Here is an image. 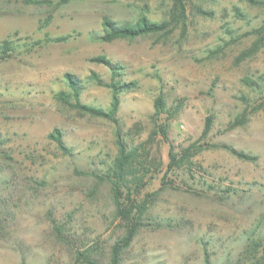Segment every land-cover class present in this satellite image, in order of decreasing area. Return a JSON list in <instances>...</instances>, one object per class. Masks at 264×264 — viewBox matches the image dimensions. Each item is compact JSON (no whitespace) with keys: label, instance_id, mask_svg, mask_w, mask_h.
Instances as JSON below:
<instances>
[{"label":"rangeland","instance_id":"obj_1","mask_svg":"<svg viewBox=\"0 0 264 264\" xmlns=\"http://www.w3.org/2000/svg\"><path fill=\"white\" fill-rule=\"evenodd\" d=\"M104 16L166 25L103 41ZM111 83L117 122L85 109ZM116 130L154 193L120 264H264V0H0V264H110Z\"/></svg>","mask_w":264,"mask_h":264},{"label":"trees","instance_id":"obj_2","mask_svg":"<svg viewBox=\"0 0 264 264\" xmlns=\"http://www.w3.org/2000/svg\"><path fill=\"white\" fill-rule=\"evenodd\" d=\"M38 0H26L28 3H37ZM182 2V0H178ZM101 30L92 31L91 36L98 40L111 41L117 38H134L139 35H143L148 32H155L163 29L166 25V22H156L148 19L146 16H140L135 21L130 22H119L115 21L107 16H104L100 22ZM7 41L1 43V48H6ZM9 49V47H7ZM93 61L102 63L107 67L113 69V73H116L120 70V66L112 64V62L106 58L104 55H98L92 58ZM66 81L69 87L73 90L75 97L78 95L79 90V78L70 73L65 74ZM91 80H94L97 84L106 85L103 83L99 74L95 71L90 72L87 76ZM110 86L113 88L111 107L107 114L103 112L101 108L86 106L85 109L91 111L96 115H107L112 121L117 122L115 118V112L118 105V96H117V87L115 83H111ZM59 95L63 97L65 93L63 91L59 92ZM156 111L160 112L162 109V99L157 98L155 102ZM211 124L210 118L206 119L202 133L205 134ZM116 143H117V155L115 156L110 174H107L106 177H109L111 182V194L113 202L116 209V214L122 219L124 231L117 237V239L109 247V262L110 264H120L121 253L122 251L130 244L134 234L141 225V216L145 214L149 208L150 198L153 196L152 193H146L142 198H133L131 196L132 191L129 189V186L125 183L128 180V175H132L133 179H138V176L134 174L132 168L139 161V152L137 148H133L130 151L126 150V145L120 138L119 131L116 130ZM49 138L53 139L57 144L58 148L64 150L65 147L62 142L61 132L54 128L51 133L48 135ZM170 163L173 164L175 161L174 154L172 151L169 152ZM180 162H174L178 165ZM121 185L127 188L126 193L124 194L121 190ZM79 258L88 259L89 255H86L83 252H78Z\"/></svg>","mask_w":264,"mask_h":264}]
</instances>
